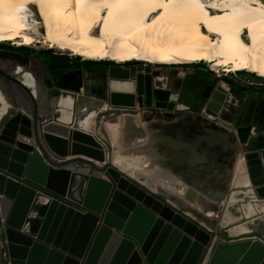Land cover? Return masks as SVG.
Wrapping results in <instances>:
<instances>
[{"label":"water","instance_id":"obj_1","mask_svg":"<svg viewBox=\"0 0 264 264\" xmlns=\"http://www.w3.org/2000/svg\"><path fill=\"white\" fill-rule=\"evenodd\" d=\"M106 75V104L122 111L110 117L136 114L127 112L136 110V102L147 110L151 95L156 101L167 100L156 97L161 90L151 89L152 74L143 83L139 72L131 77L128 69L111 65ZM182 78L174 79L171 93L176 96ZM12 80L30 96L32 113L19 111L4 118L5 110L0 116V264H264V164L259 150L246 148L245 181L223 188L229 190L224 203L236 194L235 203L241 197L262 211L239 216L234 222L246 219L239 225L218 222L222 230L212 231L201 223H215L213 210L212 215L203 213L185 198L163 190L158 192L166 199L159 197L142 178L114 166L111 150L107 154L92 132L73 128L77 92L61 89L39 107L33 94ZM142 96L147 98L144 106ZM225 96L215 91L209 104L213 99L218 103L207 107L218 113ZM254 103L246 99L235 123L243 146L263 100L252 118ZM39 109L47 111L46 117ZM77 162L95 172L71 166ZM242 225L241 231L231 234Z\"/></svg>","mask_w":264,"mask_h":264},{"label":"bare ground","instance_id":"obj_2","mask_svg":"<svg viewBox=\"0 0 264 264\" xmlns=\"http://www.w3.org/2000/svg\"><path fill=\"white\" fill-rule=\"evenodd\" d=\"M31 7L37 9L40 22L34 19ZM39 24L44 30L43 43L86 60H111L119 65L130 61L151 65L205 62L213 71H246L264 79V0H0V43L14 41L18 46H29L38 42ZM21 70L17 68L19 80L34 92L30 75ZM144 70L139 72L143 83L149 74L146 67ZM72 72H78L76 81L62 86L79 94L73 128L91 132L93 116L102 107L93 98L98 96L94 87L99 83L79 70L65 73L63 80ZM161 80L163 92H168L170 80ZM186 91L184 80L183 101L188 99ZM171 102L156 106L167 110ZM205 113L215 117L209 110ZM208 122L190 114L142 113L119 117L112 124H103L102 129L114 144H134L129 152H113L112 164L129 176L142 173L148 178L146 184L150 179L153 184L158 181L170 192L191 200L192 188L185 187L189 184L175 183L172 178H181L184 173L188 178H225L231 174L230 178L242 184L248 174L244 169L247 151L240 153L243 145L237 130L232 137ZM178 151L179 155H172ZM162 152L169 156L162 157ZM200 172L203 174L198 175ZM215 189H211L213 195ZM239 199L249 214L248 208L253 207L248 200ZM258 207L261 212L262 207Z\"/></svg>","mask_w":264,"mask_h":264},{"label":"rangeland","instance_id":"obj_3","mask_svg":"<svg viewBox=\"0 0 264 264\" xmlns=\"http://www.w3.org/2000/svg\"><path fill=\"white\" fill-rule=\"evenodd\" d=\"M30 10L32 11V14L34 15V19L37 20L38 22H40L39 16H38V12L37 9L35 7H31ZM38 26V35H37V40L38 42H34L33 44L29 45V46H18L14 41H9V42H5V43H0L2 45L1 49L11 52L13 55L9 58H3L0 57V63H5L7 65V67L11 68L13 65H19L21 67H28L30 65L33 64H39L40 62H43L44 58L50 56L51 54H55L58 56H63L68 58V61H72V63L74 62L75 59H80V60H86L83 59L80 56L74 55L72 52L69 51H62L59 50L55 47H49L47 43H43L41 41V35L44 33V30L41 28V25H37ZM96 33V32H95ZM24 47L26 49H21V50H16V48H21ZM14 53L17 54V56L14 55ZM103 61V60H102ZM106 61H111V60H106ZM113 62V61H112ZM114 64H116L115 62H113ZM130 63H136L137 65L135 67H133L132 69H135V73L136 72H141V71H145L144 67H149V74L151 75V77L154 79L156 77H160L159 79H157V82H161V79H164L165 81L174 78L175 76H177L178 74L182 73L184 76L183 81L185 80L187 86H188V91H186V95L187 98H190V104H194L195 99H197V96L204 90V88L207 85H210V87L213 88V91L211 92V96L215 91H219L221 93H225V99L223 102V105L231 108V109H235L236 111L239 112L241 110V107L243 106V104L245 103L246 99L251 98L254 99L255 103H254V111L257 108L259 101L264 99V79L256 76L253 73L250 72H246V71H235V72H224L223 69H219L217 71H213L209 68L208 63L205 62H201L198 64H189V65H151L147 62L144 61H130ZM121 64H127L126 63H121ZM120 64V65H121ZM70 65V64H68ZM72 65V64H71ZM201 67V70H198L197 67ZM83 71L84 73H86V75H91L95 81H97L99 83L98 87H94V91L98 93L97 97H93L97 100H99L102 104L101 109L96 112L93 116V120H92V128H91V132L92 135L99 138V140L101 142H103V144L106 147V151L107 154L109 153V151L113 150L112 145L110 146V141H108V139L106 138V131L103 128V125L101 124V122L107 118V112H112L110 109L107 108L106 105V98H107V75H106V71H87V70H83L82 68H67L65 70V72L63 73L62 77L59 76L58 78L54 79V83L56 86H60V81L63 80L65 73L71 72V71ZM78 72H72L71 74H69L67 76V78L70 80L75 79L74 81H76V74ZM0 75L2 77H4V73L0 72ZM224 78L228 79L233 86L237 87V88H241L242 90L239 92H231L229 89V86L227 83H225L223 80ZM156 80L154 79L153 82H155ZM162 86V88H165V84L161 83L160 84ZM17 90L20 91L21 93H25L24 90L20 87V86H16ZM74 92V91H71ZM9 93V94H8ZM7 95H10L9 97ZM210 96V98H211ZM7 97V98H6ZM19 95L16 94L14 92H4V98L6 103H8L7 101H11L10 103V111L8 109L6 112V115L4 116V118H9L10 116L14 115L16 112L19 111H25V113H28V108L25 104H22V101H20V99L18 98ZM8 99V100H7ZM179 106H177V110L179 112H186L188 111L186 106L187 105L185 102L181 101L178 102ZM8 105V104H7ZM190 105V107H191ZM22 106L24 107V109L22 108ZM203 108H208L207 106H203ZM136 110L137 112H140L142 110H140L138 108V106H136ZM203 117H205V115L203 113H200ZM100 116V117H99ZM208 120H212L216 123H218L217 125L220 126L219 124L224 125V123L227 124H231L229 121H223L222 119H209L208 117H205ZM264 122V117L261 116L260 119L256 122V124L253 126L251 134L249 136V140L247 142L246 146H239L240 147V153L244 154L246 152V148L251 151L250 149V144L251 142L254 140V138L257 135H264V128L262 127V123ZM224 129V128H223ZM103 130V132H102ZM225 130V129H224ZM105 131V132H104ZM228 132V130H226ZM229 133V132H228ZM232 134V133H230ZM242 150V151H241ZM260 155H261V159L263 161L264 164V150H259ZM71 166H73L74 168L80 167V168H85L87 170L88 173L91 172H95V170H93L92 168H90L89 166L77 162V163H73L71 164ZM97 166H102L97 164ZM100 176L103 177V173H99ZM231 175V174H230ZM229 175V176H230ZM229 176H227L226 178H224L225 184L226 183H230L232 182V178H230ZM144 180V178H142ZM148 181V179L146 180ZM154 180H151V182H153ZM152 191H154L159 197H162L164 199L165 196H163L161 193H159L157 190L152 188ZM222 196L220 199L219 204H217L216 206H212V210L215 212L216 214V221L215 223L211 224V223H201L204 227H206L207 229H210L212 231H221L222 227H220L218 225V222L221 226H224L221 223V219L223 218V215L226 211L225 205V199H226V195L228 194V189H222ZM170 203H174V202H170ZM175 206H177V204H173ZM182 211H185L183 208H180ZM187 215L191 216L190 214H188V212H185ZM244 221H246V219L244 218H240L237 221L233 222V225H239L241 223H243Z\"/></svg>","mask_w":264,"mask_h":264},{"label":"crops","instance_id":"obj_4","mask_svg":"<svg viewBox=\"0 0 264 264\" xmlns=\"http://www.w3.org/2000/svg\"><path fill=\"white\" fill-rule=\"evenodd\" d=\"M52 54H50L51 56ZM50 56H48L47 58L45 57L43 62H40L39 64H33V65H30L28 67H21L19 65H13L11 68L7 67V65L5 63H0V72H3L5 75L4 77H0V113L3 115L5 114V110L8 109L10 111V103L11 101H7L8 103H6L5 101V98H4V92H14L15 95L18 94L19 95V99L20 101H22V104H25L28 108V114L30 115L32 113V107H31V99H30V96H28L26 93H21L20 91L17 90L16 86L18 85L17 83H15L12 79H16L18 80V82L20 84H22L24 87H26L30 92L31 94H33V99L34 101L36 102V104L40 107L42 104H46L50 98L51 95L55 94L56 91H59L61 89H65L63 88L62 86V83L63 85L66 83V85L69 83L70 85L73 83V81L75 79H71L70 78H66L65 80H62L60 81V86H56L55 83H54V79L58 78L59 76L62 77V75H59L58 73L55 74V75H52L48 69H47V65H46V62L49 60ZM67 64H72V61H68ZM17 68H20L22 69V73H28L31 77V80H32V87L34 89V92L32 90H30L29 87H27L26 85H24L20 80H19V74L17 72ZM68 68H71V67H68ZM74 68V67H73ZM82 68V67H80ZM83 70H85L84 68H82ZM93 71H96V70H93ZM21 73V74H22ZM95 80V79H94ZM71 81V82H70ZM34 84V85H33ZM19 86V85H18ZM67 90V89H65ZM9 94V93H8ZM8 97L10 95H7ZM7 98V97H6ZM8 100V99H7ZM8 104V105H7ZM22 108L24 109V107L22 106ZM47 111L44 110V109H39V115H41L42 117H46V113ZM144 112H137L136 114L134 115H127V114H122V115H119L117 116V118H113L112 117H108L106 119H104L101 124H112V122H116L117 119H119V117H122V116H127V117H130V116H138L139 114H142ZM148 116H159V115H149ZM112 121V122H111ZM103 132V131H102ZM105 132V131H104ZM106 136H107V139L110 141V134L106 131ZM119 142V141H118ZM116 142L115 144L111 143L112 147H113V150L111 151V156L113 154V152H118V151H123V152H129L131 148L134 147V144H131V143H128V142H125V143H118ZM118 143V144H117ZM179 152V151H178ZM175 152L173 153L172 155H179L180 152ZM168 153H164L162 152L161 156H166L168 157L169 154L167 155ZM110 156V155H109ZM156 156H158L156 154ZM159 157V156H158ZM69 158V157H68ZM157 158V157H155ZM111 162H112V158H111ZM157 162V161H156ZM165 161H163L162 164H164ZM98 164V163H97ZM157 164L159 165L160 162H157ZM114 166H116L115 164H113ZM117 167V166H116ZM118 168V167H117ZM119 170H121L120 168H118ZM123 171V170H121ZM125 172V171H123ZM126 173V172H125ZM196 173V172H194ZM202 172H200L198 175H202L201 174ZM128 174V173H126ZM197 174V173H196ZM129 175V174H128ZM205 175V174H204ZM230 175V174H229ZM131 176V175H130ZM133 178H144V184L150 188L152 190V188L154 187V185L156 187H154L153 189L159 191V190H163L165 192H168V193H172V194H175L177 195L178 197L180 196L181 198H185L187 201H189L194 207L198 208L201 212L203 213H212V206H216L217 204H219L220 202V197H221V193H222V189L225 185V181H224V178H194V176H192L193 178H188L187 175L184 173L183 176H180L181 178H172L173 181L175 179V183H181L182 185H184V183H188L189 185H186L185 187H189V189H191L192 191V199L189 200L187 199L186 197H183V195H180V193L178 194L177 192L175 191H171L168 190L166 187H162L158 181H155L153 184V182L151 183H148L146 184V180L148 178H146L144 176V174L142 173H136L135 176H131ZM227 177V176H226ZM225 177V178H226ZM230 177V176H229ZM237 178H232V183L235 184L236 186H240L241 183H237ZM151 181V179H150ZM179 181V182H178ZM186 181V182H185ZM199 182V183H198ZM214 184H220L219 187H215ZM194 185V186H192ZM200 185V188H198V186ZM203 188V189H202ZM215 189L217 190L216 193H214V195L211 193V189ZM218 188V189H217ZM221 188V189H220ZM194 189V190H193ZM220 189V190H219ZM204 190V191H203ZM206 190H208L209 192H205ZM200 191V192H199ZM203 191V192H202ZM236 197L237 195L236 194H232L231 195V199L229 200L228 203H226L225 205V208H226V211L223 215V218L221 219V223L224 225V226H228L229 224L233 223L234 220H236L239 216H248L250 215L251 211L254 209L252 208H248L250 209L249 210V214H246L245 211H244V207L246 206H243V201L239 199V201L237 203L236 202ZM193 200V201H192ZM197 204V205H196ZM249 207V206H248ZM257 208H259L257 206ZM260 210V208H259ZM212 215V214H210ZM209 215V216H210ZM241 231L242 228L241 226L240 227H236L234 230L231 231V234H235L237 231Z\"/></svg>","mask_w":264,"mask_h":264},{"label":"flooded vegetation","instance_id":"obj_5","mask_svg":"<svg viewBox=\"0 0 264 264\" xmlns=\"http://www.w3.org/2000/svg\"><path fill=\"white\" fill-rule=\"evenodd\" d=\"M51 54V53H50ZM111 65H119V64H110V65H107L105 68L102 66V65H96V71H106L107 72V68L108 66H111ZM137 64L136 63H127V64H121L120 67H122L123 69H128L129 70V73H130V76L133 77L134 74H135V69H132L133 67H135ZM198 70H201L202 68L201 67H198L196 66ZM145 68V67H144ZM152 74V73H151ZM179 76H183L182 73L178 74ZM177 75V76H178ZM177 76H175L174 78H171L169 79L170 80V86L167 87L169 90L168 93H164L163 90L164 88H162V86L160 85L161 82H157L158 80H156L154 82V84L152 83V90L155 88V89H159L161 90V92H157L156 93V97H159V98H163V97H166L167 100L165 101H156L155 98L153 97V95H151L150 99H149V103H150V107L147 109V110H142L141 112H144V113H147L149 115H163V114H171L173 116L175 115H183V114H190V115H194V116H197L199 118H202L204 120H206L210 125L212 126H216V127H219L221 129H223L225 132H227L226 130H228V134L230 133H233V134H230L232 137L234 136L235 137V131L237 130V127L235 126V123L238 119V116H239V109L238 111H236L235 109H231V108H228L224 105H222L220 111L218 113H215L214 109H209V108H198L199 105H204L205 107L208 106L209 104V101L211 100L210 99V96H211V92L213 91V88H211V90H207L208 87H210V85H207L204 90L197 96V99H195V103L194 104H190V98H188L187 100H181L180 98V94H181V88L179 89V92H178V95H173L171 93L172 91V87H173V83H174V79L177 78ZM1 77V75H0ZM183 79H184V76L182 78V83H183ZM182 83H181V86H182ZM98 94V93H97ZM171 98H176L174 100V108L172 111H167L165 109V107H157L156 104H169V102L171 101ZM185 102L187 105L189 106H186L187 110L186 112H179V111H176L177 110V106H179L178 102ZM147 102V98H145L144 96H142L141 98V103L142 105L144 106ZM212 103H210L209 105L213 106L214 103H218L215 99H213L211 101ZM191 105V107H190ZM32 107V106H31ZM258 107V106H257ZM141 110V109H140ZM206 110H209L210 112H212L213 114H215V117L213 116H210L209 114L205 113ZM257 108L255 109L254 113H253V116L252 118H254V115H255V112H256ZM112 112H107L106 116L107 118L110 117L112 114H116V113H119V112H122V111H119V110H111ZM129 113H136L137 110H131V111H127ZM200 113H203L205 115V117H208L209 119H213V120H216V119H222L224 122L225 121H229L231 124H227V123H224L225 126L219 124L220 126H218L216 122L212 121V120H208L207 118L203 117ZM134 115V114H133ZM263 116L264 117V106L262 105L261 107V110H260V113H259V116L257 118V121L260 119V117ZM100 117V116H99ZM237 142V140H236Z\"/></svg>","mask_w":264,"mask_h":264},{"label":"trees","instance_id":"obj_6","mask_svg":"<svg viewBox=\"0 0 264 264\" xmlns=\"http://www.w3.org/2000/svg\"><path fill=\"white\" fill-rule=\"evenodd\" d=\"M1 47L2 45L0 44V57L9 58L13 55L11 52L1 49ZM21 49H26V48L24 47L16 48L17 51ZM14 55L17 56L16 53H14ZM67 63H68V58L52 54L49 60L46 62V65H47L48 71L52 75H55L57 73L59 75H62L64 70L67 69L68 67H74V68L82 67L87 71H93L96 69L95 68L96 65H102L105 68L107 65L114 64L112 61H106V60L91 61V60H80V59H75L72 65H68ZM127 63H130V62H127ZM223 81L228 84L231 92H239L242 90L241 88H237L233 86V84L226 78H224ZM262 100H263V106H264V99ZM262 127L264 128V122L262 123ZM250 149L251 150H264V135H257L254 138V140L251 142Z\"/></svg>","mask_w":264,"mask_h":264}]
</instances>
